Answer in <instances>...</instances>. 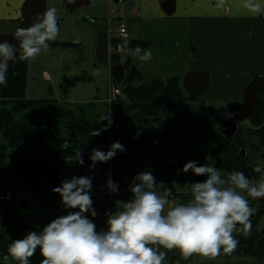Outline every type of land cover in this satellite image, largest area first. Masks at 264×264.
Returning <instances> with one entry per match:
<instances>
[{
    "label": "clouds",
    "instance_id": "1",
    "mask_svg": "<svg viewBox=\"0 0 264 264\" xmlns=\"http://www.w3.org/2000/svg\"><path fill=\"white\" fill-rule=\"evenodd\" d=\"M226 0H216V7L223 8ZM243 8L253 16L264 13V0H243ZM58 10L49 7L34 18L26 28H17L13 38L19 42V59H36L59 35ZM119 49V46H118ZM17 48L7 40H0V85L7 84L9 62L17 58ZM137 47L131 51L141 61L151 59V51L140 53ZM107 121L103 128L93 129L90 136H98L113 124L108 114L100 121ZM67 147V145H65ZM124 145L111 144L107 152L92 149L89 159L91 169L96 162H108ZM77 162L83 165L82 154L77 153ZM197 161L183 165L184 173L190 170L197 176H206L200 182L186 185L191 198L185 202L169 199L171 189L157 191L163 186L157 183L150 171L135 175L129 185L131 198L116 201V210L105 212L107 228L97 231V225L86 213L95 218L91 190L92 178L73 176L52 189L61 197L67 214L52 219L39 232L30 231L22 239L12 241L7 249L17 264H31L37 249L43 257L39 264H163L167 252L177 249L184 258L193 254L214 258L221 253L231 254L238 247L235 233L245 236L251 231V217L255 209L249 198H264V175L253 182L241 171H232L222 177L214 165L197 166ZM257 173L264 168L257 165ZM110 177V174H109ZM175 184V182H173ZM109 193H117L118 185L109 178L106 182Z\"/></svg>",
    "mask_w": 264,
    "mask_h": 264
},
{
    "label": "rangeland",
    "instance_id": "2",
    "mask_svg": "<svg viewBox=\"0 0 264 264\" xmlns=\"http://www.w3.org/2000/svg\"><path fill=\"white\" fill-rule=\"evenodd\" d=\"M125 3L127 5L129 1H125ZM123 11V17L125 16V18L122 19V22L128 30L129 38L123 43V50L119 55V59L121 63H128V68L134 67L140 73L143 82H150L157 78L166 80L173 76L180 79L192 65H203L211 71L212 84L202 96L196 99V102H187L188 105L192 106L190 108L197 111L198 107H212V105H215L213 109L221 112L220 116H217L218 118L225 117V112L228 109L237 111V108H240L238 101L242 85L246 81L237 77L239 69L235 64V52L231 51L232 46H227L233 42L230 39L232 35H235L236 20L190 18L183 14L163 19L147 20L143 19L142 16L131 15L127 8L123 9ZM225 24L227 25L224 26ZM6 28L8 27L0 23V31H5ZM9 28L10 30L14 29L15 24L9 25ZM132 39H143L148 41V45L146 47L130 46L129 42ZM137 47L143 50L140 55H143V52L151 51V59L141 61L138 57H134L131 51ZM57 56L58 52L54 48L51 51H42L36 59L28 61L26 98L56 99L76 104L94 100V109L88 115H97L100 121L104 114H108L112 119L110 104L120 98L124 99V96L122 94L115 99L109 100L108 76L104 69L105 66L96 65L95 60L87 58L82 50H67L63 52V57L59 60ZM43 70L49 73L50 79L44 77ZM260 70L264 71V67H261ZM220 76L224 80L221 81L222 84L216 85L215 82L218 81ZM93 86L94 88L96 86V89L99 87L98 89L100 90L95 92ZM92 92H95V97L87 100L89 96L93 95ZM77 99L81 101H76ZM183 100L187 101L184 98ZM239 114L234 118L238 124L242 125L240 138L244 141L247 165L253 167L257 165L264 166V145L258 141V138L249 134L250 130L253 129L255 131L257 127L254 126L252 129L247 130L249 124H247L246 116L245 114ZM151 119L147 117L146 125H141V131H145V142L151 144L148 149L149 152H145L140 157L132 158L131 167L150 169L152 172L155 166L165 161V155L168 152L175 151L176 154V148L187 137L185 133H179L177 130L171 131L169 126L166 125V120L162 117H158L154 121H151ZM104 121L107 124V121ZM163 126L166 127L165 131L161 128ZM205 127L207 128V124ZM168 130L169 133L167 132ZM112 139L111 125L107 130L106 137L102 140L103 151L107 152L109 150ZM205 161L204 164L214 165L220 170L222 177L227 174V172L218 167L221 158L214 155L213 148L208 149L205 153ZM177 169L180 170L178 175H176ZM181 174L182 168L176 167L172 180L175 184L173 185V191H171V196H177L178 201L176 202L180 203H182L180 196L184 191L177 187L176 182ZM55 175L56 183L59 185H61L63 180L71 179L75 175L69 159L58 158L56 160ZM191 175L196 176L192 171ZM261 176L257 173L252 175L250 179L256 182L260 180ZM109 178L108 167V169L99 168L96 170L94 179H92L93 187L90 195L97 216L93 218L90 213L85 215L97 225V231L106 230L107 228L105 212L116 210L115 201L103 202L101 199L102 188L109 191L104 183ZM187 191L190 192V189L185 190V192ZM11 194L16 201V206L14 205L16 215L21 218L20 221H24L31 226L32 231L39 232L52 219L65 215V212L62 211L64 208L60 202V195L49 203L45 193L42 199H39L20 186L11 188ZM249 202L250 206L257 210L259 206L257 199L249 198ZM257 219L254 230H251L246 236L243 233L241 235L247 237L252 235L254 231H264V213ZM161 250L167 252L163 264H264V257L255 258L234 255L229 259H217L193 254L188 258H184L177 249L165 250L161 248ZM42 258L39 249H37L35 255L30 258L31 264H38ZM11 263L17 264L14 260H11Z\"/></svg>",
    "mask_w": 264,
    "mask_h": 264
},
{
    "label": "trees",
    "instance_id": "3",
    "mask_svg": "<svg viewBox=\"0 0 264 264\" xmlns=\"http://www.w3.org/2000/svg\"><path fill=\"white\" fill-rule=\"evenodd\" d=\"M116 43L114 41V44ZM129 44L146 47L148 41L131 40ZM19 55L20 53L14 66L8 69L7 84L0 85V192L6 190L9 194L8 199L0 200V264H13L11 257L8 260L4 259L8 255L7 249L10 244L7 234L12 227L21 222V218L14 211L16 201L12 197L11 188L23 187L39 199H42L45 193L50 203L59 195L52 192L54 187L60 186L55 179L58 158L69 159L76 177L89 176L94 179L96 170L109 167L108 161L96 162L95 169L90 168L92 161L89 157L92 149L103 151L102 140L107 134V131H102L98 136H90L93 129L99 130L106 124L105 121L100 122L97 115H88L94 109V100L76 104L56 99L26 98L27 61L20 60ZM111 61L120 62L119 56L112 55ZM123 66L126 70L121 84L124 99L115 100L110 105L113 141L120 136L116 127L118 118L128 114L134 119L135 134L127 154L128 164L131 165L132 158L149 152L151 144L145 142V131H141V125H146L147 117L152 118L151 121L162 117L171 131L175 129L179 133H185L187 137L176 148L172 161H162L158 164L159 168H156L157 165L152 170L151 173L157 183L163 184L157 191L161 193L167 189L173 191L175 168H183L189 161H197V166L204 165L205 153L211 148L214 155L221 158L218 167L225 172L241 171L249 178L257 174L254 171L255 167L247 165V155L244 157L240 155V150L244 148V141L240 137L235 142L224 143L203 131L202 124L200 126L198 123V114L183 100V91L177 77L143 82L140 73L134 67L128 68V63L125 62ZM220 113L216 111L212 115L220 116ZM161 128L163 131L166 130L165 126ZM167 132L169 133V130ZM249 134L258 138L264 145V128L258 127L255 131L252 129ZM78 151L82 154L83 165L77 162ZM205 179L206 176L191 175V170L187 173L182 171L176 182L177 187L184 191L180 196L181 202L185 203L191 198L190 192H185L190 189L186 185ZM104 183L106 184V181ZM78 210L62 211L67 214L68 211ZM263 213L264 205L259 204L251 217V230H254L257 218ZM26 235L27 233L24 236ZM235 236L239 241L236 250L231 254L221 250L214 258L229 259L234 255L264 257L263 230L254 231L247 237L239 232L235 233Z\"/></svg>",
    "mask_w": 264,
    "mask_h": 264
},
{
    "label": "crops",
    "instance_id": "4",
    "mask_svg": "<svg viewBox=\"0 0 264 264\" xmlns=\"http://www.w3.org/2000/svg\"><path fill=\"white\" fill-rule=\"evenodd\" d=\"M24 1L0 0V23L20 21L23 17L21 7ZM69 1L42 0L43 12L49 7H56L58 10L60 32L55 41L49 42L54 44H49L47 49V51H51L56 48L58 60L63 57V52L70 49L72 51L82 50L87 58L95 60V50L99 34H105L108 38L112 37L113 31L118 25L116 17L118 15L123 16V9L127 8L131 15L142 16L143 19L147 20L168 17L162 9L161 4L163 0H90L85 6L68 11L67 5ZM125 1H129V4L126 5ZM182 14L190 18L203 19L209 17L215 19L235 17L236 0H226L223 8L211 5L209 0H175V10L172 16H180ZM104 69L108 76V68L105 67ZM43 75L50 79L47 71L43 70ZM98 88L96 89V86L95 88L93 86L95 92L100 90ZM95 92H92L93 95L89 96L87 100L95 97ZM76 101L81 100L77 99Z\"/></svg>",
    "mask_w": 264,
    "mask_h": 264
},
{
    "label": "water",
    "instance_id": "5",
    "mask_svg": "<svg viewBox=\"0 0 264 264\" xmlns=\"http://www.w3.org/2000/svg\"><path fill=\"white\" fill-rule=\"evenodd\" d=\"M90 0H70L67 5L68 11L77 7L85 6ZM212 5L216 4V0H209ZM162 9L166 15H172L175 10V0H163ZM21 10L24 14L23 20L18 25V28H26L33 23L35 17L39 16L42 12L41 0H25L22 4ZM14 35L0 34V40H7L14 44L18 51L19 42L13 38ZM96 64L108 65V44L107 36L99 34L97 47L95 50ZM9 64H12L10 62ZM10 67V65H9ZM110 73L115 80L116 84H120L124 77V67L120 64H112L110 66ZM209 85L208 70L187 71L182 77V87L186 92L201 94L206 90ZM264 92V77L257 76L244 88L243 93V106L247 118L251 125H259L262 122V108ZM227 125V124H226ZM235 126L234 124H232ZM225 126V125H224ZM116 127L121 135L112 143L119 142L124 145L123 152H117L114 158L109 160V174L114 183L118 185L117 193H109L106 189L102 188V201L107 202L111 196L115 201L126 200L132 194L128 190L129 185L135 175L146 172L142 168H132L127 162V154L131 148L133 137L135 133V123L132 116L128 114L121 115L116 121ZM111 143V144H112ZM111 146V145H110ZM244 150L241 151L243 156ZM172 153L166 155V159L170 160ZM159 168V165L156 167ZM263 168V167H262ZM264 174V173H263ZM9 194L6 190L0 193V200L8 199ZM259 203L264 205V200L260 198ZM32 228L25 222H20L14 226L7 234V239L11 243L14 240L22 239V237L30 232ZM264 253V248H263Z\"/></svg>",
    "mask_w": 264,
    "mask_h": 264
},
{
    "label": "flooded vegetation",
    "instance_id": "6",
    "mask_svg": "<svg viewBox=\"0 0 264 264\" xmlns=\"http://www.w3.org/2000/svg\"><path fill=\"white\" fill-rule=\"evenodd\" d=\"M42 1V0H41ZM216 5V4H215ZM243 0H236V15L235 17H222L218 19L222 20H236V24L234 27L235 35H232L230 41H233L232 44H226L227 46H232L231 51L235 52V64L237 68L239 69L238 78L240 80H245L246 82L242 85L241 94L239 98L240 108H237V111L240 113L239 115H243L246 113L244 111L243 106V93L244 88L247 84H249L255 77L257 76H263L264 77V71L260 70V68L264 67V13H262L259 16H253L249 14L244 8H243ZM43 13V2H42V12ZM40 14V15H41ZM24 17V15H23ZM22 19L17 20L15 22H3L2 24L7 26L5 31H0V34L2 35H14L16 29L18 28V25L21 23ZM170 17V16H169ZM209 19H215L213 17H209ZM216 19V20H218ZM15 24V28L10 30L9 25ZM225 24L224 26H226ZM233 53V52H232ZM19 54V51L17 53V56ZM231 59V57H230ZM16 60L12 62V64H9L10 67H13ZM10 63V62H9ZM121 63V62H116ZM260 67V68H259ZM199 70H208V77H209V85L206 88L204 92L201 94H195V93H189L186 92L182 87V77L187 71H199ZM179 79L181 89L183 91V98L186 99V102H196L197 98L202 96L211 86L212 84V77H211V71L206 66H196L195 64L191 66ZM223 77L220 76L218 81L215 82V84H222ZM214 85V84H213ZM263 98V108H262V122L260 125L256 126L257 128H264V92L262 93ZM214 106V107H213ZM190 107H192L190 105ZM215 105L209 106V107H198L196 112L198 115V123H200V126L202 124L203 131L206 132L207 135L221 139L224 143L225 142H235L239 137H241V130L242 125L238 124L234 117L232 118H226V117H217L212 114H215L216 109ZM213 111V113H211ZM246 119L248 121L247 124H249L247 130L252 129L254 125H251L249 119L246 116ZM207 124V128L205 125ZM227 124V125H226ZM234 124L235 126H233ZM225 125V126H224ZM175 130V129H174ZM121 135V133H120ZM240 141V140H239ZM240 150V155H241ZM243 157L247 155L246 151H243ZM168 153H172V157L170 160L166 159V155ZM165 155V161H171L173 160L175 156V151L168 152ZM264 168V166H261ZM264 200V198H262ZM260 198L257 199V204L259 203Z\"/></svg>",
    "mask_w": 264,
    "mask_h": 264
},
{
    "label": "built area",
    "instance_id": "7",
    "mask_svg": "<svg viewBox=\"0 0 264 264\" xmlns=\"http://www.w3.org/2000/svg\"><path fill=\"white\" fill-rule=\"evenodd\" d=\"M116 39L119 41L118 44H116L113 48H112V52L115 53V54H119L122 52V45L120 44L121 41L125 40L128 38V34H127V30L125 28L124 25H120L118 27V29L116 30V35H115ZM118 46H119V49H118ZM120 95V89L119 88H116V87H110L109 88V92H108V97H109V100H112V99H115L116 97H118ZM239 112L236 111V110H226L225 112V116L227 117H231V116H234V115H237ZM180 174V170L177 169L176 171V175ZM171 201H178V197H174L173 195L170 196L169 198Z\"/></svg>",
    "mask_w": 264,
    "mask_h": 264
}]
</instances>
